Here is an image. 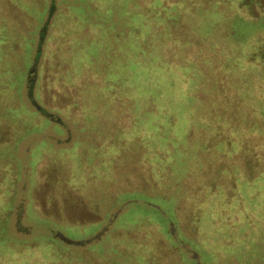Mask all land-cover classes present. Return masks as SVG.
Listing matches in <instances>:
<instances>
[{"label":"rangeland","instance_id":"1","mask_svg":"<svg viewBox=\"0 0 264 264\" xmlns=\"http://www.w3.org/2000/svg\"><path fill=\"white\" fill-rule=\"evenodd\" d=\"M0 264H264V0H0Z\"/></svg>","mask_w":264,"mask_h":264},{"label":"trees","instance_id":"2","mask_svg":"<svg viewBox=\"0 0 264 264\" xmlns=\"http://www.w3.org/2000/svg\"><path fill=\"white\" fill-rule=\"evenodd\" d=\"M43 113H44V111H43ZM45 114V113H44ZM56 235H57V238H59V239H61V240H63L64 242H66V243H72V242H76V243H81V240H77V241H72V240H69V239H67L66 237H65V235L63 234V233H61V232H58V233H56ZM83 240V239H82ZM82 244V243H81Z\"/></svg>","mask_w":264,"mask_h":264}]
</instances>
